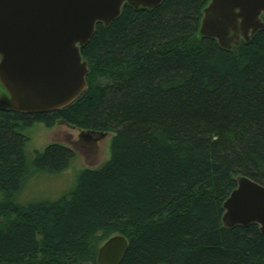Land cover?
<instances>
[{
  "label": "trees",
  "instance_id": "trees-1",
  "mask_svg": "<svg viewBox=\"0 0 264 264\" xmlns=\"http://www.w3.org/2000/svg\"><path fill=\"white\" fill-rule=\"evenodd\" d=\"M209 1L125 6L81 50L90 73L77 102L53 113L0 111V264H96L113 236L129 241L121 264H264L256 226H221L236 176L264 186V31L232 52L198 38ZM58 121L112 133L110 159L82 171L58 201L19 206L21 131ZM72 157L51 145L32 165L56 173Z\"/></svg>",
  "mask_w": 264,
  "mask_h": 264
},
{
  "label": "water",
  "instance_id": "water-1",
  "mask_svg": "<svg viewBox=\"0 0 264 264\" xmlns=\"http://www.w3.org/2000/svg\"><path fill=\"white\" fill-rule=\"evenodd\" d=\"M164 1L0 0V111L35 115L73 105L87 90L90 71L81 50L96 27L108 28L125 6L151 11ZM262 31L264 0H210L197 36L232 52ZM234 182L222 204V228L254 225L264 236V186L242 175ZM128 249L127 238L113 236L100 246L96 264H121Z\"/></svg>",
  "mask_w": 264,
  "mask_h": 264
},
{
  "label": "rangeland",
  "instance_id": "rangeland-1",
  "mask_svg": "<svg viewBox=\"0 0 264 264\" xmlns=\"http://www.w3.org/2000/svg\"><path fill=\"white\" fill-rule=\"evenodd\" d=\"M1 90V89H0ZM27 139L25 146L28 170L23 188L14 198L19 206H29L44 202H55L72 193L80 173L84 170H97L110 159L113 134L99 138L87 150L73 149V157L66 169L56 173L38 172L32 163L36 153H43L51 145L70 147L67 141L77 140L78 131L63 125H45L34 122L21 131ZM73 148V147H70Z\"/></svg>",
  "mask_w": 264,
  "mask_h": 264
},
{
  "label": "flooded vegetation",
  "instance_id": "flooded-vegetation-1",
  "mask_svg": "<svg viewBox=\"0 0 264 264\" xmlns=\"http://www.w3.org/2000/svg\"><path fill=\"white\" fill-rule=\"evenodd\" d=\"M55 125H63L64 127L70 128L67 125H65L62 121H58L57 123H55ZM77 136H78L77 140L69 139V141H67L70 147H73V148H70V147H66V148L70 149L71 151H73L75 147L79 148L80 150H87L88 148H90V146L93 145V143H96L97 140L99 139L98 136L84 135L80 131H78Z\"/></svg>",
  "mask_w": 264,
  "mask_h": 264
}]
</instances>
